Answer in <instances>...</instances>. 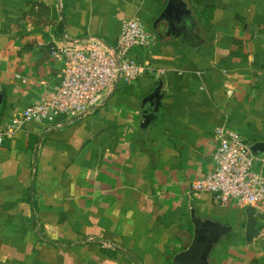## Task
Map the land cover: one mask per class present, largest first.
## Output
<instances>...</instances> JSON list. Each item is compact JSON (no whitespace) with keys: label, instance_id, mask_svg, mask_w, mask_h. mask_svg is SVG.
Here are the masks:
<instances>
[{"label":"crops","instance_id":"1","mask_svg":"<svg viewBox=\"0 0 264 264\" xmlns=\"http://www.w3.org/2000/svg\"><path fill=\"white\" fill-rule=\"evenodd\" d=\"M170 2L0 0V125L59 84L55 44L113 45L128 18L156 35L135 58L163 72L0 146V264H172L194 239L192 214L232 228L210 264H264V214L248 243L245 209L191 190L211 170L217 128L264 143V0H176L161 18Z\"/></svg>","mask_w":264,"mask_h":264},{"label":"built area","instance_id":"2","mask_svg":"<svg viewBox=\"0 0 264 264\" xmlns=\"http://www.w3.org/2000/svg\"><path fill=\"white\" fill-rule=\"evenodd\" d=\"M156 35L137 17L122 22L113 45L98 37L69 38L55 44L52 55L63 62L59 84L39 102L27 105L0 125V146L31 122L55 124L64 116L74 122L94 114L119 83L135 84L143 73L159 77L163 72L142 65L134 56L150 49ZM216 148L211 170L191 184L193 192L209 194L217 206L230 203L264 214V175L256 169L251 144L237 130L221 126L215 131Z\"/></svg>","mask_w":264,"mask_h":264},{"label":"water","instance_id":"3","mask_svg":"<svg viewBox=\"0 0 264 264\" xmlns=\"http://www.w3.org/2000/svg\"><path fill=\"white\" fill-rule=\"evenodd\" d=\"M174 1L176 0H171L161 18H166L171 14L172 10L175 8ZM179 14L183 15L180 11ZM154 28L156 27L154 26ZM161 88L162 84L159 85V89ZM251 151L254 156L258 157L260 154L264 153V143H255L251 146ZM245 212L247 215L245 239L250 243L260 235V229L254 207H247ZM192 220L195 228L194 239L187 249L174 255L172 264H210V257L215 246L222 238L228 236L232 231V228L229 226L211 220L203 221L196 218L194 214H192Z\"/></svg>","mask_w":264,"mask_h":264}]
</instances>
